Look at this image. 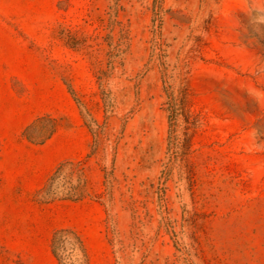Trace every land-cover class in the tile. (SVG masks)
<instances>
[{"label": "rangeland", "instance_id": "1", "mask_svg": "<svg viewBox=\"0 0 264 264\" xmlns=\"http://www.w3.org/2000/svg\"><path fill=\"white\" fill-rule=\"evenodd\" d=\"M67 160L86 198L38 202ZM60 228L89 264H264V0H0V264Z\"/></svg>", "mask_w": 264, "mask_h": 264}, {"label": "trees", "instance_id": "2", "mask_svg": "<svg viewBox=\"0 0 264 264\" xmlns=\"http://www.w3.org/2000/svg\"><path fill=\"white\" fill-rule=\"evenodd\" d=\"M114 10V9H113ZM111 32H115L119 26L117 10L111 13ZM111 58L115 57L121 47L111 45ZM79 102V101H78ZM96 129L92 127L94 147L99 141L98 125L94 119H90ZM59 125L50 116H43L36 119L25 128L23 136L26 140L35 145H43L57 132ZM95 149L87 156L91 158ZM85 160H67L61 162L46 179L44 185L36 191L35 198L40 203H53L56 201L78 202L86 198V186L88 184V169L85 167ZM51 250L58 264H89V255L82 237L73 229L60 228L54 231L51 239Z\"/></svg>", "mask_w": 264, "mask_h": 264}]
</instances>
